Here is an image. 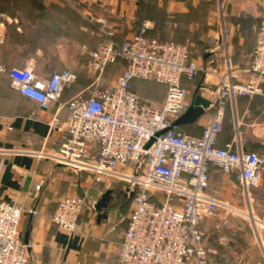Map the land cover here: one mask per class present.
Here are the masks:
<instances>
[{
    "label": "crops",
    "instance_id": "0c3cea01",
    "mask_svg": "<svg viewBox=\"0 0 264 264\" xmlns=\"http://www.w3.org/2000/svg\"><path fill=\"white\" fill-rule=\"evenodd\" d=\"M227 1L224 47L217 30L212 28L214 7L197 16L201 5L215 4V0H0V200L15 202L24 211L21 233L24 242L28 239L29 264H116L118 260V245L132 204L126 183L123 192L116 191L110 185L120 180L104 178L98 182L88 172L75 171L38 155L45 138L51 137L59 144L64 141L67 133L51 127L50 121L55 114L62 120L66 118V103L71 98L91 85L112 86L124 72L122 61L108 65L100 76L90 69V53L103 42V32L112 30L114 39L122 43L146 25L150 37L189 44L191 58L209 71L193 82H184L190 92V105L197 89L213 100L212 90L218 82L215 73L225 74L228 57L235 68H245V52L255 44V20L252 19L251 28L239 27L232 20L239 16L243 4L264 6V0ZM12 68H30L42 77L71 70L77 80L46 111L12 87L3 70ZM146 81L151 80H132L129 90L150 104L147 99L154 96L144 91L142 82ZM151 82L162 85L164 95L150 105L161 106L166 86ZM262 89L253 99L237 98L229 103L218 140L220 147L232 143L234 149L241 146L245 151L264 154V84ZM213 115L214 110L209 107L197 121L176 129L199 135ZM217 174L229 175L213 169L210 185ZM109 190L107 206L97 211V202ZM250 190L246 211L252 215L255 237L251 241L241 237L236 257L218 241L219 260L215 262H228L231 258L232 264H264V171L259 185ZM209 192L214 196L210 188ZM72 195L85 196L86 204L76 232L70 234L53 223L52 214L61 198ZM123 197L130 198V206ZM207 220L216 230L215 221ZM232 225L230 221V226L220 229Z\"/></svg>",
    "mask_w": 264,
    "mask_h": 264
},
{
    "label": "built area",
    "instance_id": "2783aa9c",
    "mask_svg": "<svg viewBox=\"0 0 264 264\" xmlns=\"http://www.w3.org/2000/svg\"><path fill=\"white\" fill-rule=\"evenodd\" d=\"M249 10L256 38L254 47L245 52L248 64L235 68L228 57L225 74L215 73L218 82L210 105L214 115L201 134L179 132L172 125L190 106L184 82H193L209 71L191 58L189 44L150 37L146 25L122 43L114 39L112 30L104 31L103 42L90 53L89 67L100 76L108 65L122 61L124 72L112 86L91 85L71 98L65 119L52 117L51 127L67 135L60 144L45 138L38 155L88 172L98 182L109 178L126 183L131 213L116 264H232L210 260L202 225L211 219L217 229L230 226L221 212H230L232 207L209 192L213 169L237 174L245 193L259 185L264 169V154L241 146L234 149L232 143L218 145L229 103L237 98L253 99L263 91L264 6ZM3 70L20 95L46 111L77 80L71 70L49 77L30 68ZM134 79L164 84L163 104L150 105L130 91ZM85 204L83 195L61 198L52 214L53 223L75 233ZM23 213L17 203L0 200V264L30 262L21 233Z\"/></svg>",
    "mask_w": 264,
    "mask_h": 264
},
{
    "label": "rangeland",
    "instance_id": "374dc122",
    "mask_svg": "<svg viewBox=\"0 0 264 264\" xmlns=\"http://www.w3.org/2000/svg\"><path fill=\"white\" fill-rule=\"evenodd\" d=\"M252 6H262L260 4L248 3L243 4L238 12L239 16L235 17L232 22L233 24H239V27H248L251 28L252 24V15L250 14V7ZM214 7L213 11V23L212 28H215L220 36L221 44L225 47V42L227 40V8L228 1L227 0H215V4H204L201 5L200 9L197 10V16L208 12L210 8ZM227 19V20H226ZM254 20V19H253ZM192 54V53H191ZM201 76V75H200ZM199 76V78H200ZM144 91L149 95L154 97H149L147 99L150 104L158 101V98H161L164 95V88L162 85L146 81L142 82ZM264 171V169H263ZM83 171L82 173H84ZM125 183L123 181L112 182L110 188H114L116 191H124ZM210 190L215 197L223 200L229 206L232 207L230 212L226 210H222L221 217L227 216L228 219L233 222L231 228L227 229H213L210 224V220H206L204 227L202 229L203 233V242L207 248L209 258L212 262L218 261V254L216 251L218 241H222L223 244H220L224 247L226 252H229L235 255L236 250H238V243L241 237H245V241H251L254 239V231H253V219L250 213L248 214L246 211V205L251 201V190L248 193L243 191V187L240 185L238 176L235 174L229 175H215L212 178V182L210 185ZM123 200L126 204L130 206V200L127 197H123ZM234 208V210H233ZM245 208V209H244ZM241 221V222H238ZM244 221V222H243ZM244 225V226H243ZM237 227L242 228L238 230ZM244 234V235H243ZM212 251V252H211ZM213 251H215L213 253ZM236 257V255H235ZM230 259V260H229ZM228 259V262L231 261V258ZM231 262H234L231 261Z\"/></svg>",
    "mask_w": 264,
    "mask_h": 264
},
{
    "label": "water",
    "instance_id": "95a60500",
    "mask_svg": "<svg viewBox=\"0 0 264 264\" xmlns=\"http://www.w3.org/2000/svg\"><path fill=\"white\" fill-rule=\"evenodd\" d=\"M192 104L187 108V110L179 116L174 122L173 127H176L178 125L182 124H189L197 121L202 115L205 114L206 110L209 109L211 105V100L204 97L199 93V90H195L192 94ZM164 131L159 132L157 135L163 133ZM154 141V138H152L149 143L146 145V148L148 149L152 142ZM110 194L111 191H106L104 195L101 197V199L97 202V205L95 206V209L97 211L103 210L107 206V203L110 200ZM25 243L28 245V239L25 240Z\"/></svg>",
    "mask_w": 264,
    "mask_h": 264
},
{
    "label": "trees",
    "instance_id": "16d2710c",
    "mask_svg": "<svg viewBox=\"0 0 264 264\" xmlns=\"http://www.w3.org/2000/svg\"><path fill=\"white\" fill-rule=\"evenodd\" d=\"M130 200V198H128Z\"/></svg>",
    "mask_w": 264,
    "mask_h": 264
}]
</instances>
